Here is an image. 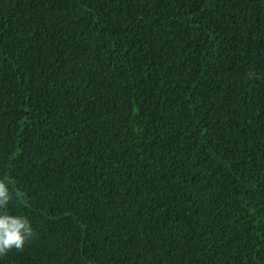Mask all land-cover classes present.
<instances>
[{
  "label": "trees",
  "instance_id": "obj_1",
  "mask_svg": "<svg viewBox=\"0 0 264 264\" xmlns=\"http://www.w3.org/2000/svg\"><path fill=\"white\" fill-rule=\"evenodd\" d=\"M0 180V264H264V0H0Z\"/></svg>",
  "mask_w": 264,
  "mask_h": 264
},
{
  "label": "clouds",
  "instance_id": "obj_2",
  "mask_svg": "<svg viewBox=\"0 0 264 264\" xmlns=\"http://www.w3.org/2000/svg\"><path fill=\"white\" fill-rule=\"evenodd\" d=\"M254 75L250 72L248 78L252 79ZM8 183L0 180V256H5L13 249L23 250L25 244L35 235L26 216L9 214L8 205L13 200L14 194L9 190Z\"/></svg>",
  "mask_w": 264,
  "mask_h": 264
}]
</instances>
